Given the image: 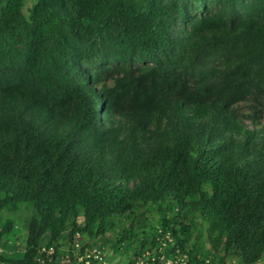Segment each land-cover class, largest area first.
<instances>
[{
    "label": "trees",
    "instance_id": "16d2710c",
    "mask_svg": "<svg viewBox=\"0 0 264 264\" xmlns=\"http://www.w3.org/2000/svg\"><path fill=\"white\" fill-rule=\"evenodd\" d=\"M92 248L264 264V0H0V264Z\"/></svg>",
    "mask_w": 264,
    "mask_h": 264
},
{
    "label": "built area",
    "instance_id": "2783aa9c",
    "mask_svg": "<svg viewBox=\"0 0 264 264\" xmlns=\"http://www.w3.org/2000/svg\"><path fill=\"white\" fill-rule=\"evenodd\" d=\"M76 246H78V244L76 243ZM85 260H84V264H90V258H94L96 260H98L99 262H101L102 264H108L104 259L103 256L101 255L100 251L96 248H92L90 250H88V252H86L85 254ZM158 260L162 261L163 264H183L184 263V257H175V258H164L163 255L158 256ZM152 262H155L156 259L155 257H153L151 259ZM146 261L144 259H138L136 261L135 264H145ZM120 264H124V263H120Z\"/></svg>",
    "mask_w": 264,
    "mask_h": 264
},
{
    "label": "rangeland",
    "instance_id": "374dc122",
    "mask_svg": "<svg viewBox=\"0 0 264 264\" xmlns=\"http://www.w3.org/2000/svg\"><path fill=\"white\" fill-rule=\"evenodd\" d=\"M27 215V214H26ZM17 224L19 226L18 229V235L20 236V240L18 241V249L21 250V248L23 247L24 243H25V239H26V228L24 226V216H20L17 218ZM207 244V243H206ZM232 264H237L236 260L233 258L231 259Z\"/></svg>",
    "mask_w": 264,
    "mask_h": 264
}]
</instances>
